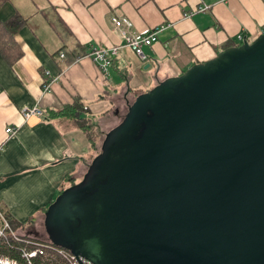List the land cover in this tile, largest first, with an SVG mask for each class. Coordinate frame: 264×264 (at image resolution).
I'll use <instances>...</instances> for the list:
<instances>
[{
	"label": "water",
	"instance_id": "1",
	"mask_svg": "<svg viewBox=\"0 0 264 264\" xmlns=\"http://www.w3.org/2000/svg\"><path fill=\"white\" fill-rule=\"evenodd\" d=\"M45 226L94 264H264V31L141 94Z\"/></svg>",
	"mask_w": 264,
	"mask_h": 264
},
{
	"label": "crops",
	"instance_id": "2",
	"mask_svg": "<svg viewBox=\"0 0 264 264\" xmlns=\"http://www.w3.org/2000/svg\"><path fill=\"white\" fill-rule=\"evenodd\" d=\"M202 6L209 8L190 14ZM51 7L70 30L65 41L40 14ZM17 11L30 21L16 35L23 57L10 66L0 55V207L40 240L47 239L33 230L44 229L46 209L66 178L68 186L81 181L136 93L215 58L239 44L240 33L250 41L264 31V0H10L0 9V23ZM121 17L132 23L131 33L163 28L158 41L144 47L146 59L125 45L113 22ZM64 44L70 49L119 46L117 66L104 73L84 56L64 68L62 57L54 56ZM77 98L98 129L95 147L73 121L47 116ZM35 106L43 115L25 120L22 111ZM8 127L15 133L7 135Z\"/></svg>",
	"mask_w": 264,
	"mask_h": 264
},
{
	"label": "built area",
	"instance_id": "3",
	"mask_svg": "<svg viewBox=\"0 0 264 264\" xmlns=\"http://www.w3.org/2000/svg\"><path fill=\"white\" fill-rule=\"evenodd\" d=\"M209 7L202 6L195 9L190 14L195 11H206ZM186 16H188L186 14ZM113 22L116 28L120 31L122 38L124 39L125 45L132 48L134 53L140 57L141 60L146 59L144 54L145 46H152L158 41V35L162 31V27L146 29L141 33H131L129 29L132 27V23L126 17L114 18ZM246 38L243 33L238 36V41L243 43ZM119 46L111 47H100L92 46L89 49L87 57H91L102 69L104 73H107L108 69L112 66L113 60L118 57ZM64 57V54H61ZM46 83V89L48 88ZM23 116L25 120H29L33 116H42L43 111L35 107L25 108L23 111ZM16 129L13 127L6 128V134H14ZM0 241L11 247L17 246L16 249L19 251V255L22 262L15 260H9L8 258H0L12 264H36L38 259L42 262H48L50 264H94L92 261L74 255L71 251L54 245L48 240H40L29 235L21 233L19 230L15 229L10 220L8 219L5 211L0 207Z\"/></svg>",
	"mask_w": 264,
	"mask_h": 264
},
{
	"label": "trees",
	"instance_id": "4",
	"mask_svg": "<svg viewBox=\"0 0 264 264\" xmlns=\"http://www.w3.org/2000/svg\"><path fill=\"white\" fill-rule=\"evenodd\" d=\"M10 0H0V9L8 3ZM40 14L43 15V17L46 19L48 25L50 28L53 30L54 34L62 41H65L67 37H69L70 30L67 27V25L64 23L62 20L61 16L55 11V8L51 7L50 10L48 11H40ZM30 17L24 15L23 13L17 11L13 16H11L8 20L1 22L0 23V55L6 60V62L10 66H14L22 57H23V50L19 43L16 40V35L19 33L21 29L29 25ZM242 43L233 45L237 46ZM231 47V46H227ZM226 47V48H227ZM225 48V49H226ZM64 54V57L62 58L63 60V67H67L77 61L78 59L86 56L89 53V49L86 47H79L77 49H70L66 44L60 49H58L55 53V57H61V54ZM116 59L113 60V64L111 67H116ZM47 83V82H46ZM141 95V93H136L135 94V101L136 99ZM134 101V102H135ZM133 102V103H134ZM132 103V104H133ZM131 104V105H132ZM129 105V107L131 106ZM129 107H127L126 113L122 116V110L118 113L121 116V120L119 123L116 125L114 122V127L112 128L115 129L119 124L124 120L126 117ZM89 110L86 107L85 103L83 100L80 98H77L73 103L70 104H65L62 109L55 110V109H50L47 111V116L48 118H65L68 120H71L75 123V125L86 132L91 146L95 147L96 146V133H98V129H96L95 125L92 123L91 120L87 119L84 114L88 113ZM111 130V131H112ZM95 131V132H94ZM108 131L102 140H106L108 134L111 132ZM102 152V149L98 150L97 156ZM69 180V177L66 178V182L61 186L59 190V195L58 197L63 194L68 187H70L72 184H74V181L70 183V186H68L67 181ZM70 181V180H69ZM51 206V205H50ZM50 206L46 209V212L49 210ZM8 219L10 220L12 226L19 230L21 233L28 235L24 231V226L22 223L18 222L12 215L8 214L5 212ZM52 244L56 245L52 241L48 240ZM18 246V245H17ZM17 246L11 247L5 243H2L0 241V258H8L9 260H15L18 261L19 263L22 262V259L19 255V251ZM67 249V248H65ZM68 250V249H67ZM36 264H50L48 262H42L38 259Z\"/></svg>",
	"mask_w": 264,
	"mask_h": 264
},
{
	"label": "rangeland",
	"instance_id": "5",
	"mask_svg": "<svg viewBox=\"0 0 264 264\" xmlns=\"http://www.w3.org/2000/svg\"><path fill=\"white\" fill-rule=\"evenodd\" d=\"M250 41H253V40H250ZM127 109V108H126ZM116 124H117V122L116 121H114ZM95 132V131H94ZM100 138V136L98 135V133H96V139L98 140ZM104 143H105V140L103 141V144H102V146H101V149H103V146H104ZM90 157H93V153L90 155ZM94 159H95V157L93 158V161H94ZM83 179V178H82ZM81 179V180H82ZM45 224H44V229L43 230H45ZM43 230H41V233H39V232H36L35 230H33V232H35V234H37V235H42L43 236V239L45 238V239H47L48 240V237H47V235H46V233L43 231ZM38 239V238H37ZM40 239V238H39Z\"/></svg>",
	"mask_w": 264,
	"mask_h": 264
},
{
	"label": "bare ground",
	"instance_id": "6",
	"mask_svg": "<svg viewBox=\"0 0 264 264\" xmlns=\"http://www.w3.org/2000/svg\"><path fill=\"white\" fill-rule=\"evenodd\" d=\"M8 264H12V263H9V262H7Z\"/></svg>",
	"mask_w": 264,
	"mask_h": 264
},
{
	"label": "flooded vegetation",
	"instance_id": "7",
	"mask_svg": "<svg viewBox=\"0 0 264 264\" xmlns=\"http://www.w3.org/2000/svg\"><path fill=\"white\" fill-rule=\"evenodd\" d=\"M47 235V234H46ZM48 237V236H47ZM48 240H49V238H48Z\"/></svg>",
	"mask_w": 264,
	"mask_h": 264
}]
</instances>
